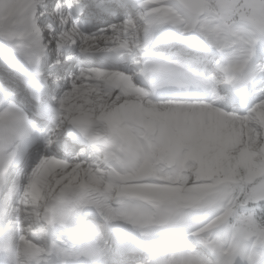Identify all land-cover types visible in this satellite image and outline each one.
Returning a JSON list of instances; mask_svg holds the SVG:
<instances>
[{
    "label": "snow or ice",
    "instance_id": "snow-or-ice-1",
    "mask_svg": "<svg viewBox=\"0 0 264 264\" xmlns=\"http://www.w3.org/2000/svg\"><path fill=\"white\" fill-rule=\"evenodd\" d=\"M0 264H264V0H0Z\"/></svg>",
    "mask_w": 264,
    "mask_h": 264
}]
</instances>
